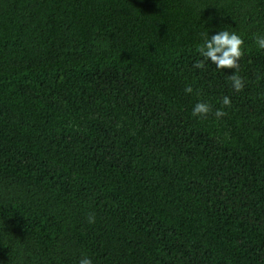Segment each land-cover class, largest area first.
I'll return each mask as SVG.
<instances>
[{"label":"trees","instance_id":"obj_1","mask_svg":"<svg viewBox=\"0 0 264 264\" xmlns=\"http://www.w3.org/2000/svg\"><path fill=\"white\" fill-rule=\"evenodd\" d=\"M222 30L240 92L194 67ZM256 36L264 0H0V264H264Z\"/></svg>","mask_w":264,"mask_h":264},{"label":"clouds","instance_id":"obj_2","mask_svg":"<svg viewBox=\"0 0 264 264\" xmlns=\"http://www.w3.org/2000/svg\"><path fill=\"white\" fill-rule=\"evenodd\" d=\"M254 42L260 49H264V37H254ZM244 40L235 32L227 30L219 31L211 36H206L204 42L198 46V52L202 57L201 60L194 64L195 68L205 67V62L210 61L216 66L218 70L232 69L234 70L228 76V80L235 92H240L244 88V80L237 73L239 72V60L244 55L243 51ZM186 93L193 91L191 85L185 87ZM222 107L216 109L214 115L217 119L227 115L225 108L231 107V99L224 96L221 101ZM212 112V106L204 101H198L192 108L191 115L198 118H207L208 114ZM88 222L95 223V215L88 216ZM78 264H93L92 260L83 256L79 259Z\"/></svg>","mask_w":264,"mask_h":264}]
</instances>
